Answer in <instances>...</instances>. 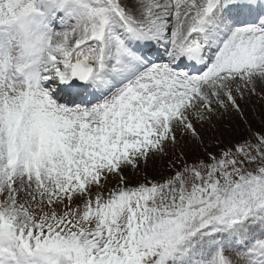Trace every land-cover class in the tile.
Returning <instances> with one entry per match:
<instances>
[{"label":"snow or ice","instance_id":"6c2138e0","mask_svg":"<svg viewBox=\"0 0 264 264\" xmlns=\"http://www.w3.org/2000/svg\"><path fill=\"white\" fill-rule=\"evenodd\" d=\"M0 264H264V0H0Z\"/></svg>","mask_w":264,"mask_h":264}]
</instances>
